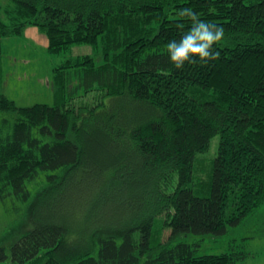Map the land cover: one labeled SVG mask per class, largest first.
<instances>
[{
    "label": "trees",
    "instance_id": "1",
    "mask_svg": "<svg viewBox=\"0 0 264 264\" xmlns=\"http://www.w3.org/2000/svg\"><path fill=\"white\" fill-rule=\"evenodd\" d=\"M9 1L13 7L4 12L0 7V90L2 40L22 36L29 27L46 35L51 55L90 45L102 52L103 63L85 55L54 68L53 105L19 106L0 91V201L27 202L28 183L44 173L48 187L38 200L64 186L74 171L88 176L95 167L87 153L90 137L84 136L91 120L103 122L93 131L106 140L96 143L118 146L122 137L120 146L135 156L124 166H112L120 179L125 168L120 201L106 197L118 186L110 184L114 178H80L62 207L36 219L10 254L0 248V263L244 261L246 251L198 255L193 245L172 241L181 234L224 235L264 205V0ZM189 7L222 26L225 35L217 60L176 70L166 44L179 38V25L190 27L177 15ZM92 93L95 102L88 101ZM103 97L122 101L107 107ZM78 98L86 100L78 103ZM84 109L89 117L82 115ZM71 130L79 143L69 139ZM215 136L220 137L218 155L206 176H195L197 159ZM92 182L101 212L118 211L126 219L115 222L112 214L109 226L92 225L86 211L75 214V195Z\"/></svg>",
    "mask_w": 264,
    "mask_h": 264
},
{
    "label": "rangeland",
    "instance_id": "2",
    "mask_svg": "<svg viewBox=\"0 0 264 264\" xmlns=\"http://www.w3.org/2000/svg\"><path fill=\"white\" fill-rule=\"evenodd\" d=\"M0 7L3 12L13 7L9 0H0ZM36 30L41 36H34L31 31H27L22 36L7 37L2 40L3 48V86L1 93L8 98L13 99L19 106H32L37 103H46L49 105L54 104L53 92V69L62 65L66 59L74 58L77 56H91L95 59L98 65L103 63V55L100 50L95 49L90 45H75L66 55L54 56L48 53L47 48L42 44V38L47 40L44 33L40 32L35 27H29L28 30ZM85 88V87H84ZM84 89L81 92L83 94ZM92 93L88 96L89 102H95ZM87 98V97H86ZM86 98H78L77 102L81 103ZM111 101L109 97H103L102 102L107 107L120 106V102ZM125 102L123 100L122 107ZM100 110H103L100 109ZM91 114L88 110L84 109L82 115L89 117ZM3 116V115H0ZM102 117H108V114H103ZM91 120V118H90ZM89 131L85 132L84 136H88L89 149L87 150L90 159V165L93 171H88V176H80L79 171H74L69 177L65 178L67 181L64 186H60L58 190L45 193L38 200L39 194L41 195L48 187L47 174H41L36 180L28 183V189L31 193V198L27 202H22L15 197H9L4 201H0V248L4 247L10 254V247L16 243L27 231L35 227L34 221L38 218H47L52 211L60 209L61 201L64 197H69L73 193V186L80 178H93L100 176V180L110 181L114 178L113 182L118 184L113 190L106 191V197H112L120 201L124 196V189L127 186V177L125 168H123V179L117 177L112 166L121 163H127L130 158L135 154L133 152L127 153L124 146H120L122 137H118L117 145L113 144L107 146L99 145L106 140L103 135L95 133L103 122L97 123L91 120L89 122ZM76 133L71 130L69 139L79 143L76 138ZM108 139V138H107ZM124 139V138H122ZM220 144V137L215 136L212 138L209 150L199 155L196 162L195 176L202 174L206 176L207 172L211 169L213 160L218 155ZM114 147V148H113ZM118 148V149H116ZM116 162V164H114ZM118 162V163H117ZM114 164V165H112ZM91 168V167H90ZM57 174L65 176V171H58ZM68 179V180H66ZM90 185L81 188L80 192L75 195L73 204H75L74 212L78 216L81 212L86 211L90 216L92 225H97V222L109 226L112 221L108 218L113 214L112 220L117 222L119 219H126L125 216H120L118 211L109 212L104 215L101 210L103 205L94 203V194H96L94 182ZM92 184V185H91ZM79 209V210H77ZM106 216V217H105ZM108 216V217H107ZM170 232V231H169ZM169 233H166V237ZM189 243L194 246L198 255H214L234 251H246L248 257L238 264H264V205L252 216L244 220L236 227H230L228 232L221 236L204 235L197 236L193 234H181L173 239L172 244ZM0 264H11L10 259L8 262Z\"/></svg>",
    "mask_w": 264,
    "mask_h": 264
},
{
    "label": "clouds",
    "instance_id": "3",
    "mask_svg": "<svg viewBox=\"0 0 264 264\" xmlns=\"http://www.w3.org/2000/svg\"><path fill=\"white\" fill-rule=\"evenodd\" d=\"M177 15L190 24L186 30L178 26L179 38L171 39L166 44L169 63L176 70H182L186 65L205 66L209 61L219 58L217 50L224 38L225 30L213 22L201 19L192 8H181Z\"/></svg>",
    "mask_w": 264,
    "mask_h": 264
},
{
    "label": "crops",
    "instance_id": "4",
    "mask_svg": "<svg viewBox=\"0 0 264 264\" xmlns=\"http://www.w3.org/2000/svg\"><path fill=\"white\" fill-rule=\"evenodd\" d=\"M27 31H31V33L34 34V36H36V37L38 36V38L41 37V36L39 35V33H38L36 30H32V29H31V30H28V29H27L26 32H27ZM26 32H25V33H26ZM25 33H24V35H25ZM42 44L44 45L45 48H47V40H45V38H42Z\"/></svg>",
    "mask_w": 264,
    "mask_h": 264
}]
</instances>
